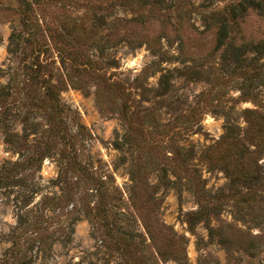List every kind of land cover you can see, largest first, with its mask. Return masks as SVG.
Segmentation results:
<instances>
[{"label":"rangeland","instance_id":"1","mask_svg":"<svg viewBox=\"0 0 264 264\" xmlns=\"http://www.w3.org/2000/svg\"><path fill=\"white\" fill-rule=\"evenodd\" d=\"M237 1L0 0V264H264V15Z\"/></svg>","mask_w":264,"mask_h":264},{"label":"trees","instance_id":"2","mask_svg":"<svg viewBox=\"0 0 264 264\" xmlns=\"http://www.w3.org/2000/svg\"><path fill=\"white\" fill-rule=\"evenodd\" d=\"M247 9H253L264 15V0H240L235 4L230 5V16L241 17ZM227 35V27L225 22H221L220 29L217 35L216 44L221 46ZM199 214V213H198Z\"/></svg>","mask_w":264,"mask_h":264}]
</instances>
